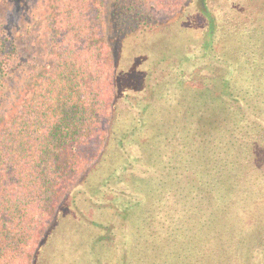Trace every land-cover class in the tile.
I'll return each instance as SVG.
<instances>
[{
  "label": "trees",
  "instance_id": "16d2710c",
  "mask_svg": "<svg viewBox=\"0 0 264 264\" xmlns=\"http://www.w3.org/2000/svg\"><path fill=\"white\" fill-rule=\"evenodd\" d=\"M38 2L47 42L23 80L0 23V264H37L52 235L86 251L104 224L84 206L122 220L139 264H264V15L242 0Z\"/></svg>",
  "mask_w": 264,
  "mask_h": 264
},
{
  "label": "rangeland",
  "instance_id": "374dc122",
  "mask_svg": "<svg viewBox=\"0 0 264 264\" xmlns=\"http://www.w3.org/2000/svg\"><path fill=\"white\" fill-rule=\"evenodd\" d=\"M213 1L214 3H219L221 0ZM242 1L245 4L248 2L250 5L246 12L256 11L264 15V0H258L259 7L254 5L251 7L252 2L250 0ZM0 23L5 24L3 28L5 27L8 31L18 35L19 39L16 42L19 48L20 69H24V73L22 70L20 72L21 80H23L31 69L36 68L40 64L47 42L46 35H44L43 13L39 7L38 0H24L21 8L20 5L18 6L17 0H0ZM83 215L88 220H95L98 221L97 223L104 224L102 227L94 228L88 224L90 231L87 228L86 230L88 231L85 230L86 234L82 235L87 250H77L75 253L73 246H70L72 245V239H69L62 242L63 244L61 243L66 251L59 250L61 251L59 253V251L55 250L59 246V242L56 240L57 236L52 235L44 240L41 250L38 252L37 264H139L141 255H138L136 248H130L127 253L123 250L124 245H122L121 235L124 232L123 227L126 225L123 224L119 217L110 212L102 214L97 209L95 210L89 206L82 207L81 216L83 217ZM78 220L76 218V222ZM67 227L68 224L64 223L60 229L61 232L64 231L65 235L70 234ZM108 227H111L112 230ZM112 231L113 234L111 233ZM76 233L81 234L82 232L78 231ZM96 234L102 235V240L105 241L107 247L116 245L115 248L106 249V252L109 253L108 255L103 252L104 249H101L102 244L97 241L98 238H93ZM141 258H144V256Z\"/></svg>",
  "mask_w": 264,
  "mask_h": 264
}]
</instances>
